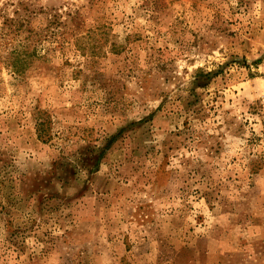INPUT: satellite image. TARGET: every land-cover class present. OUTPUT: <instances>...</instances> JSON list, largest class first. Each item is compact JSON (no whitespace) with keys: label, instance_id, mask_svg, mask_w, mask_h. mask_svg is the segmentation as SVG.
I'll list each match as a JSON object with an SVG mask.
<instances>
[{"label":"rangeland","instance_id":"1","mask_svg":"<svg viewBox=\"0 0 264 264\" xmlns=\"http://www.w3.org/2000/svg\"><path fill=\"white\" fill-rule=\"evenodd\" d=\"M0 264H264V0H0Z\"/></svg>","mask_w":264,"mask_h":264},{"label":"trees","instance_id":"2","mask_svg":"<svg viewBox=\"0 0 264 264\" xmlns=\"http://www.w3.org/2000/svg\"><path fill=\"white\" fill-rule=\"evenodd\" d=\"M49 131L50 126L47 118H39L36 120L35 132L38 140L42 142H47L51 138Z\"/></svg>","mask_w":264,"mask_h":264}]
</instances>
